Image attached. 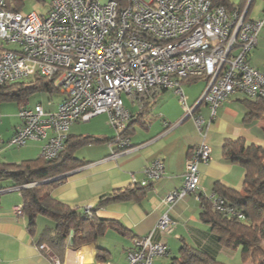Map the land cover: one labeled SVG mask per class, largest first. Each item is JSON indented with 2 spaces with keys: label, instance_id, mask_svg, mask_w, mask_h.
Here are the masks:
<instances>
[{
  "label": "built area",
  "instance_id": "1",
  "mask_svg": "<svg viewBox=\"0 0 264 264\" xmlns=\"http://www.w3.org/2000/svg\"><path fill=\"white\" fill-rule=\"evenodd\" d=\"M250 3L227 9L211 0H49L47 13L38 15L23 14L0 0V84L39 75L64 96L53 112L39 103L21 106L10 143L20 147L42 139L41 155L53 160L64 148L70 124L106 114L118 147L128 148L122 132L132 113L123 95L141 109L171 89L184 117L193 119L203 139L189 151L183 184L168 192L163 202L171 207L189 193L199 198L198 165L210 159V147L204 139L205 120L195 113V106L204 102L213 119L217 107L234 92L264 98V74L248 62L263 25L262 19L248 17ZM192 80H204L205 86L190 106L182 83ZM163 169V160L156 158L139 184L158 179ZM210 199L215 210L244 219L221 196ZM13 210L23 213L21 204ZM174 224L165 212L154 229L170 233ZM152 234L134 240L127 264H154L155 257L167 255L166 245L153 241ZM40 248L47 250L45 244ZM53 264L62 263L53 257Z\"/></svg>",
  "mask_w": 264,
  "mask_h": 264
},
{
  "label": "crops",
  "instance_id": "2",
  "mask_svg": "<svg viewBox=\"0 0 264 264\" xmlns=\"http://www.w3.org/2000/svg\"><path fill=\"white\" fill-rule=\"evenodd\" d=\"M230 1L239 3L242 0ZM245 2L247 0L243 6ZM263 3V0H251L247 14L250 19L263 20L256 45L248 55L250 66L260 72V67L264 66ZM204 86V80L182 83L188 105L196 104ZM53 93L56 95L52 96ZM48 94L47 103L44 104L43 98L36 103L41 104L46 112L55 111L64 96L58 91ZM24 104L19 102L17 109L3 102L0 104V163H18L41 156L42 139H31L20 147L10 143L20 122L19 109ZM124 104L136 116L128 124L126 137L130 147H118L114 138L116 131L109 125L106 114H100L104 118L94 122H91L92 117L82 131L72 125L79 122H73L69 126H73V130L68 129V135H92L100 140L75 150L74 158L84 162L69 171L51 195L74 210L83 212L86 207L93 208L97 217L121 223L126 232L107 227L93 241L74 245L73 231L70 230L64 246L57 251L47 240L59 230L57 216L39 213L31 233L28 217L13 210L14 206L23 205L20 190L11 180L5 179L0 182L3 187L0 190V264H53V257L62 264H127V252L134 247V240L151 232L152 240L164 243L167 248V255L156 257L154 264H171L173 258L182 255L184 244L204 251L216 261H220L217 258L226 249L230 250L219 242L210 224L200 219L201 201L194 193L182 197L171 207L163 202L168 192L183 184L189 151L203 139L193 119L184 117L178 95L166 89L141 109L131 101V106L126 105L125 100ZM194 111L205 120L204 139L210 147V159L198 165L201 180L197 193L209 199L215 194V182L241 190L244 168L222 155L223 141L243 138L246 144L255 143L264 148V115L246 118L250 106L245 96L237 92L222 101L213 119H210V109L204 102L197 104ZM156 158L163 160L162 176L149 181L143 191L135 190L146 178L145 168ZM134 190L137 192L128 198L97 206L102 197L127 191L133 193ZM165 212L175 221L170 233L154 229L158 218ZM41 244H45L47 250L41 249Z\"/></svg>",
  "mask_w": 264,
  "mask_h": 264
},
{
  "label": "trees",
  "instance_id": "3",
  "mask_svg": "<svg viewBox=\"0 0 264 264\" xmlns=\"http://www.w3.org/2000/svg\"><path fill=\"white\" fill-rule=\"evenodd\" d=\"M24 1L7 0V7L21 11ZM36 1L47 3V0ZM211 1L214 5H223L227 9H232L242 7L245 0L239 3L230 0ZM52 83L51 80L36 75L29 84L24 81L0 84V104L7 100L24 102L34 91L47 93L57 91ZM245 99L250 106L246 118L264 115V98L250 99L245 96ZM134 117L136 116L132 115V118ZM128 124L122 132L125 136L128 135ZM99 140L92 135H67L64 148L56 159L48 160L41 155L18 163H0V182L8 179L19 188L23 214L28 217V229L31 233L34 231L35 220L39 213L46 212L57 216L59 230L47 238L49 245L57 251L64 246L70 230L73 231L74 245L93 241L107 227L126 232V228L121 223L97 217L93 208L89 213L74 210L51 195L52 190L64 181L66 174L84 162L74 158L75 150ZM222 155L230 162L238 163L244 168L243 187L238 191L215 182L214 192L241 212L244 219H239L237 216L229 217L215 210L211 199L202 195H199L202 207L199 217L203 222L210 224L224 247L239 250L243 264H264V246L259 243L260 238L264 240V148L255 143L246 144L243 138H226L222 145ZM30 183L33 185L26 186ZM148 186L141 185L135 190L143 191ZM2 188L0 186V190ZM136 192H120L102 197L97 206L128 198ZM182 248V255L173 258L171 264H224L211 259L200 249L186 244Z\"/></svg>",
  "mask_w": 264,
  "mask_h": 264
},
{
  "label": "rangeland",
  "instance_id": "4",
  "mask_svg": "<svg viewBox=\"0 0 264 264\" xmlns=\"http://www.w3.org/2000/svg\"><path fill=\"white\" fill-rule=\"evenodd\" d=\"M100 1L105 2L107 0H100ZM46 2L47 3H42V2H39L36 0H25L23 6L21 7V12L23 14L35 12L38 15H45L48 11L49 0H47ZM253 66H255V65L253 64ZM260 69H261V72L262 71L264 72V66L263 65H262V67H260ZM23 81L26 82V84H29L30 80H23ZM237 93H239L240 96H242V97L245 96L240 91H238ZM53 95H56V94L53 93L52 96ZM48 96H49V94L47 92L34 91L31 95L28 96L27 99L24 100V103H25L24 106L25 107H33L37 104L36 102H38L42 98L45 99V102H44V104H45L48 102ZM123 98L125 100L126 105L131 106L129 98L126 95H123ZM18 103L19 102L17 100H7V101L3 102L4 105H9L13 109L18 108ZM51 112H53V111H51ZM101 118H104V117L101 115H96L92 118L91 122H94L97 119H101ZM88 123H89V121L88 122H79L76 124L74 123L72 125L76 126L77 130L82 131V130H84V127L88 125ZM71 127H73V126H71ZM71 127L69 128V130L71 129V131H72L73 129ZM259 243L264 246V240L263 239L260 238ZM217 260H220L219 262L224 263V264H243L241 261V258H240L239 251L238 250L234 251L232 249H230V250L226 249V252L220 254V256H219V258H217ZM154 261H156V257L154 258ZM247 264H250V263H247Z\"/></svg>",
  "mask_w": 264,
  "mask_h": 264
}]
</instances>
